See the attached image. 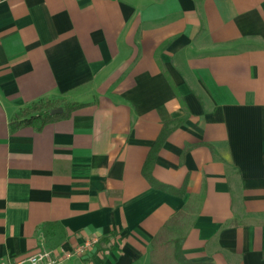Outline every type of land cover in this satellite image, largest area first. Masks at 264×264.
<instances>
[{"label": "crops", "instance_id": "1", "mask_svg": "<svg viewBox=\"0 0 264 264\" xmlns=\"http://www.w3.org/2000/svg\"><path fill=\"white\" fill-rule=\"evenodd\" d=\"M43 99L81 106L14 126ZM162 234L264 264V0H0V264H152Z\"/></svg>", "mask_w": 264, "mask_h": 264}, {"label": "trees", "instance_id": "2", "mask_svg": "<svg viewBox=\"0 0 264 264\" xmlns=\"http://www.w3.org/2000/svg\"><path fill=\"white\" fill-rule=\"evenodd\" d=\"M63 101L54 102L49 99H43L38 102L33 103L32 105L22 109L14 118V126H32L35 127L37 130H41L49 123L70 115L73 111L80 108L81 105L73 104V103H66ZM64 106V112L61 115H53L52 111ZM169 133V129L165 128L157 141L156 145L154 146L150 158L144 168V174H149V169L153 165L154 160L164 143L167 135ZM182 241L177 240L174 243V258L179 264H191L189 263L183 253L181 247ZM167 245L163 240V234L160 235L153 243L152 246V264H167L166 261V252H167Z\"/></svg>", "mask_w": 264, "mask_h": 264}, {"label": "built area", "instance_id": "3", "mask_svg": "<svg viewBox=\"0 0 264 264\" xmlns=\"http://www.w3.org/2000/svg\"><path fill=\"white\" fill-rule=\"evenodd\" d=\"M98 242V239L88 240L83 245L71 251L64 252L60 257L54 256L51 252L44 251L30 255L11 264H66V262L73 258H80L90 252Z\"/></svg>", "mask_w": 264, "mask_h": 264}, {"label": "water", "instance_id": "4", "mask_svg": "<svg viewBox=\"0 0 264 264\" xmlns=\"http://www.w3.org/2000/svg\"><path fill=\"white\" fill-rule=\"evenodd\" d=\"M64 112L63 108H58L52 111L53 115H59L62 114Z\"/></svg>", "mask_w": 264, "mask_h": 264}]
</instances>
